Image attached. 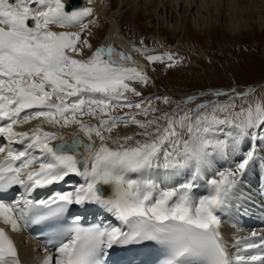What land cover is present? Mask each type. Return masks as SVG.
Listing matches in <instances>:
<instances>
[{"label":"snow or ice","instance_id":"1","mask_svg":"<svg viewBox=\"0 0 264 264\" xmlns=\"http://www.w3.org/2000/svg\"><path fill=\"white\" fill-rule=\"evenodd\" d=\"M95 26L92 7L0 0V138L6 141L0 143V224L12 232L56 229L45 247L55 249V258L44 264H106L114 248L148 244L159 246L163 264H264V236L253 231L238 238L232 252L221 231L222 214L249 199L242 185L261 155L257 147L264 150V95L254 87L212 89L187 95L168 111L153 104L171 106L170 97L133 100L143 96L134 85L146 88L151 77L111 46L91 51ZM140 45L134 51L149 64L183 63ZM33 121L39 124L17 130ZM46 125L75 127L89 143L77 136L69 144ZM127 128L135 131H118ZM227 157L232 163L225 166ZM71 178L78 179L55 189ZM204 179L208 191L201 194L195 190ZM86 204L102 207L116 223L82 224L73 206ZM0 264H21L4 227Z\"/></svg>","mask_w":264,"mask_h":264},{"label":"rangeland","instance_id":"2","mask_svg":"<svg viewBox=\"0 0 264 264\" xmlns=\"http://www.w3.org/2000/svg\"><path fill=\"white\" fill-rule=\"evenodd\" d=\"M115 15L122 16L119 23L122 34L127 39L122 43L116 41L110 25L104 21L103 24H96L92 28L93 35L89 38L93 45L91 51L103 45L113 44L116 51L118 45L124 53L128 51L131 55L134 48L140 47V42L143 41L150 50L149 55L173 53L183 61L169 69L165 64H149L141 53L137 56L145 64L132 57L138 68H143V65L148 75L155 79L154 84L146 88L134 85L142 91L143 96L132 97L133 100L170 97L173 101L171 106L164 105L161 100H154L153 104L154 107L168 111L170 107H174L175 101L212 89L229 91L235 87L238 91H247L249 87H254L257 95H264V29L256 27L243 35H230L218 28L211 33L199 35L190 26L187 33L176 34L161 25H151L140 16L130 18L124 10L119 11L116 8L114 12H110L109 17ZM91 51L85 50V56L91 55ZM127 111L129 110L124 109L123 112L118 111L115 114L123 115ZM118 131L131 135L135 129Z\"/></svg>","mask_w":264,"mask_h":264},{"label":"bare ground","instance_id":"3","mask_svg":"<svg viewBox=\"0 0 264 264\" xmlns=\"http://www.w3.org/2000/svg\"><path fill=\"white\" fill-rule=\"evenodd\" d=\"M69 0H63L66 4ZM84 7H92L95 10L96 24L101 25L104 21L108 22L111 31L115 35V40L122 43L127 38L123 36L121 31V25L116 15L112 18L110 12H114V9L119 11H126L130 18H143L151 25H161L170 32L176 34L187 33L191 26L193 30L199 34L211 33L215 29H222L230 35H237L245 33L246 31H252L256 27L264 29V0H93V3L89 4V0H83ZM61 31L64 29H56ZM113 43V41H112ZM123 45V44H122ZM104 46V45H103ZM107 45L104 47H109ZM114 48V45L112 46ZM115 49V48H114ZM117 52L119 50L117 49ZM127 51V55H128ZM130 55V54H129ZM138 61V60H137ZM137 64V62H136ZM140 64V63H139ZM142 69L146 68L142 65ZM147 71V70H146ZM39 124V121H33L31 124L25 125L23 128H19V131H26ZM46 130L56 131L66 137V139H72L79 137L83 142L89 140L83 133H79L78 129L73 128H51L47 125ZM0 138V143H2ZM62 141H56L55 143H61ZM20 147V146H17ZM257 150L261 152L260 157L257 160L258 175L252 174L251 170L247 174L242 190L249 197L244 202L243 206L240 205V211L236 214L237 218L242 219L241 226L235 227L231 224L228 215L232 213L236 208L222 214L221 231L229 245L232 252L235 249L232 247L236 239L243 241L245 237H249L250 234L255 231L258 236H264V226L257 228L256 221L260 209L258 207V200L262 193H264V150L257 147ZM83 148H80V154H83ZM87 155V153H86ZM79 158V157H78ZM232 163L230 157L227 160H222V164L225 166ZM262 164V165H261ZM211 176V172L208 173ZM78 178H71L68 185L54 186L56 190H66L75 183ZM200 187L195 191L206 194L208 191L206 179L198 181ZM49 193L48 189L42 190L40 198H44ZM105 194H108V189L105 188ZM236 204L235 207L238 205ZM84 210L89 212L92 208L94 211L104 212L107 214L109 220L114 223V219L110 217L102 207L95 204H86L83 206ZM247 209L245 212L244 210ZM230 216V215H229ZM259 220V218H258ZM3 225V224H2ZM4 226V225H3ZM13 234L21 248L20 261L21 264H44L46 258L43 259L42 254L37 251L35 245L28 242L29 239L25 236L23 231L12 232L10 228L4 226ZM53 254H51L52 256Z\"/></svg>","mask_w":264,"mask_h":264},{"label":"water","instance_id":"4","mask_svg":"<svg viewBox=\"0 0 264 264\" xmlns=\"http://www.w3.org/2000/svg\"><path fill=\"white\" fill-rule=\"evenodd\" d=\"M80 1L79 0H71L69 2V4L67 5L69 8H77L81 5V3H79ZM77 138V137H76ZM76 138H72V139H66L67 142H73L74 139ZM84 144H88L89 142H83ZM85 151V150H84Z\"/></svg>","mask_w":264,"mask_h":264}]
</instances>
